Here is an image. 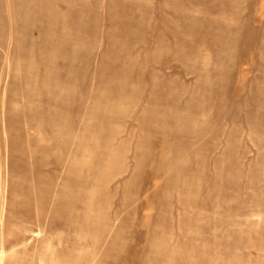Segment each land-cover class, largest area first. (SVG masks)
Returning a JSON list of instances; mask_svg holds the SVG:
<instances>
[{"label": "rangeland", "instance_id": "1", "mask_svg": "<svg viewBox=\"0 0 264 264\" xmlns=\"http://www.w3.org/2000/svg\"><path fill=\"white\" fill-rule=\"evenodd\" d=\"M0 264H264V0H0Z\"/></svg>", "mask_w": 264, "mask_h": 264}]
</instances>
